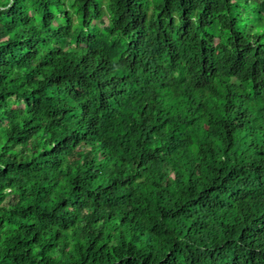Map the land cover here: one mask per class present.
<instances>
[{"label": "trees", "instance_id": "trees-1", "mask_svg": "<svg viewBox=\"0 0 264 264\" xmlns=\"http://www.w3.org/2000/svg\"><path fill=\"white\" fill-rule=\"evenodd\" d=\"M0 264H264V0H0Z\"/></svg>", "mask_w": 264, "mask_h": 264}, {"label": "rangeland", "instance_id": "rangeland-1", "mask_svg": "<svg viewBox=\"0 0 264 264\" xmlns=\"http://www.w3.org/2000/svg\"><path fill=\"white\" fill-rule=\"evenodd\" d=\"M105 2V1H104Z\"/></svg>", "mask_w": 264, "mask_h": 264}]
</instances>
